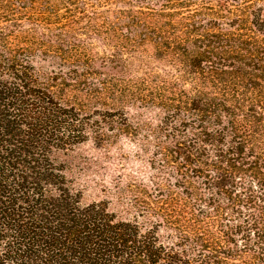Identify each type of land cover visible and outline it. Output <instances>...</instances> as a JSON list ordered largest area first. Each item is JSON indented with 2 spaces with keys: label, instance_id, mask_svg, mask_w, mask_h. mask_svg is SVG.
I'll return each instance as SVG.
<instances>
[{
  "label": "trees",
  "instance_id": "16d2710c",
  "mask_svg": "<svg viewBox=\"0 0 264 264\" xmlns=\"http://www.w3.org/2000/svg\"><path fill=\"white\" fill-rule=\"evenodd\" d=\"M196 1L204 3L182 0L180 10L156 14L167 21L147 36L163 58L182 60L181 74L141 86L111 78L78 90L75 78L67 74L66 84L61 71L44 72L28 55L41 50L77 64L87 54L41 46L34 35L0 56V264H264V4L216 0L203 12ZM140 50L147 48H127ZM65 88L139 96L162 111L152 129V196L140 207L169 236L120 219L105 202H83L60 154L106 145L130 128L122 111L85 114L62 102L56 91Z\"/></svg>",
  "mask_w": 264,
  "mask_h": 264
},
{
  "label": "rangeland",
  "instance_id": "374dc122",
  "mask_svg": "<svg viewBox=\"0 0 264 264\" xmlns=\"http://www.w3.org/2000/svg\"><path fill=\"white\" fill-rule=\"evenodd\" d=\"M61 1L64 7L60 5ZM181 1L174 0L173 7L170 6L171 0H0V16L6 17L0 19V56H6L7 48L23 46L25 38L30 35H34L41 46L56 49L80 46L87 58H81L77 64L57 53L44 55L41 50L28 55L29 62L44 72L61 71L66 84L70 82L64 76L69 74L68 77L75 78L78 90L96 87L104 81H112L111 78L130 80V86L132 81H136L141 86L157 76L181 74L182 60L174 62V59L163 58L159 47L151 48L161 46V43L156 38L147 39L149 33H156L155 26L167 21L157 20L156 14L165 16L173 8H183L186 4L180 5ZM263 1L256 2L263 6ZM198 2L194 10L203 12V4L213 7L218 4L216 0ZM48 3L53 9H58L59 17H51ZM243 3H233V11ZM135 17L138 20L133 21ZM140 20H144L142 24ZM58 22L69 25L60 29ZM240 28L234 27L233 32ZM132 46H142L147 50L130 53L127 48ZM243 62L248 64L246 60ZM236 66L243 73L248 71L242 64ZM71 70L75 73L71 74ZM57 92L62 102L68 100L70 106L82 113L122 111L129 122L128 135H118L115 140H109L111 143L95 146L88 142L60 154L59 160L65 166L66 175L74 188L82 193L83 202H105L120 219L138 220L145 229L158 230L161 238L169 236L168 230L158 228L156 218L144 217L140 207L141 201L152 196L150 182H155L152 168H156L152 167V160H156L152 157L153 141L158 137L152 129L162 120V111L148 101H141L139 96L121 98L119 93L110 95L108 92L96 98L92 93L77 91L72 94L69 89L62 94ZM132 92L137 93L133 89Z\"/></svg>",
  "mask_w": 264,
  "mask_h": 264
}]
</instances>
